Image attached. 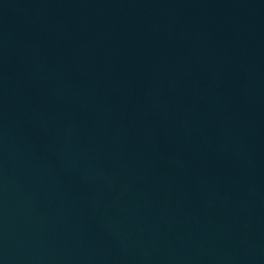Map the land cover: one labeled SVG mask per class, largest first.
Wrapping results in <instances>:
<instances>
[{"label":"water","instance_id":"water-1","mask_svg":"<svg viewBox=\"0 0 264 264\" xmlns=\"http://www.w3.org/2000/svg\"><path fill=\"white\" fill-rule=\"evenodd\" d=\"M0 264H264V0H0Z\"/></svg>","mask_w":264,"mask_h":264}]
</instances>
